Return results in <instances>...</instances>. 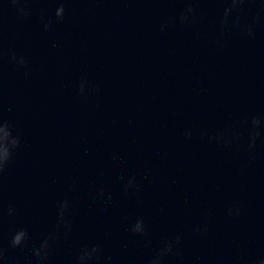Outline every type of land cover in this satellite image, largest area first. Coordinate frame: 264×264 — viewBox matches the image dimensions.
<instances>
[{"label": "clouds", "instance_id": "obj_1", "mask_svg": "<svg viewBox=\"0 0 264 264\" xmlns=\"http://www.w3.org/2000/svg\"><path fill=\"white\" fill-rule=\"evenodd\" d=\"M19 0H11V3L16 4ZM227 5L223 10V16L220 21V32L223 34L225 30L239 31L242 35L249 39H255L256 27L264 20V0H224ZM246 4H259L260 8L256 12L251 10H245ZM22 14H27L23 9H19ZM64 6L61 3L55 11V17L57 21H62L64 17ZM244 15L246 19L242 20L241 15ZM203 17H200L202 19ZM197 9L189 3V6L184 8L178 17V22L183 25L192 24L197 22ZM176 18L169 17L167 21L161 25V31H164L167 27L175 24ZM45 30L51 27V21L44 25ZM12 60L20 65L26 63L23 57L17 58L15 54H12ZM81 93H83V85H81ZM247 151L250 156V162L255 159V151L257 147V139L261 136V128L264 126V117L253 115L250 121L247 122ZM186 136H191V131L185 133ZM242 134L239 130L232 128L231 126L217 131L209 136L210 141H215L217 144L228 147L233 143L239 142L242 139ZM20 146V138L18 135H13L12 125L8 121H4L0 118V176L3 175L5 169L11 163L13 154ZM135 185V177L129 178L124 185V191L128 192ZM104 191L100 190L97 197L103 198ZM70 203L68 200L61 201L58 205V222L57 228L61 226L65 230V235L70 230L69 223L65 220L66 211L69 209ZM16 209L13 206H9L7 209V215L13 216ZM242 213L240 207H231L228 209V215L230 217H238ZM3 213L0 212V220H2ZM131 232L134 235L146 236V226L142 219H137L131 226ZM207 232V225L197 227L193 230L194 235H204ZM56 237V233H50L47 238L41 241L39 247L33 248V255L37 258L38 264H43L47 260L50 249V241H53ZM29 238V234L26 229H17L11 236L9 246L13 249L22 248L26 245ZM181 243V237L176 236L174 239L166 240L157 254L149 261V264H163L164 259L167 256L177 255V248ZM6 249L0 245V261L5 260ZM100 252L99 246L84 247L77 257V264H89L94 257L98 258ZM255 264H264V257L260 258Z\"/></svg>", "mask_w": 264, "mask_h": 264}]
</instances>
